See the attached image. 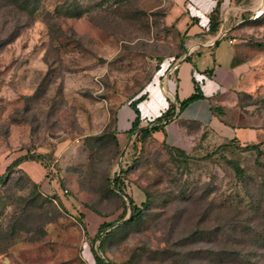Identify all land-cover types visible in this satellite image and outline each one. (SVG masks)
<instances>
[{
	"label": "rangeland",
	"instance_id": "rangeland-1",
	"mask_svg": "<svg viewBox=\"0 0 264 264\" xmlns=\"http://www.w3.org/2000/svg\"><path fill=\"white\" fill-rule=\"evenodd\" d=\"M176 3L0 0V264H96L95 253L105 264H264V154L229 141L191 154L135 137L116 145L118 109L183 53L167 19ZM256 4V21L230 31L252 66L226 121L256 129L264 150ZM33 155L44 165L12 166ZM129 198L147 203L136 222ZM105 223L115 226L98 240Z\"/></svg>",
	"mask_w": 264,
	"mask_h": 264
},
{
	"label": "crops",
	"instance_id": "crops-1",
	"mask_svg": "<svg viewBox=\"0 0 264 264\" xmlns=\"http://www.w3.org/2000/svg\"><path fill=\"white\" fill-rule=\"evenodd\" d=\"M232 1H222L220 28L211 33V16L218 0H176L167 19L169 23H175L182 34L183 53L160 65L142 99L134 98L118 109L115 126L120 147L135 137L130 131L137 117L140 118V129L149 128L170 108H174L175 116L169 122L164 121L163 130L154 133L153 138L185 153L191 154L195 150H205L211 144L222 145L231 140H238L241 144L256 142V129L230 124L226 118L229 110H239L236 94L245 90L243 85L252 66L234 46L230 31L245 21L255 20L261 7H257L256 0ZM223 32H228V37L221 40ZM181 69L191 81L187 93H184ZM197 90L204 99L193 102L181 112V102ZM135 100L138 113L131 105ZM150 111L155 114H149ZM201 114L205 115V120L200 118Z\"/></svg>",
	"mask_w": 264,
	"mask_h": 264
},
{
	"label": "trees",
	"instance_id": "trees-1",
	"mask_svg": "<svg viewBox=\"0 0 264 264\" xmlns=\"http://www.w3.org/2000/svg\"><path fill=\"white\" fill-rule=\"evenodd\" d=\"M222 1L223 0H218L217 8L215 9V11L213 12V14L211 16V29H210V32L211 33H216L219 30V28H220V24H221V19H220V17H221L220 5L222 4ZM34 11L35 12H38L39 9H36ZM257 20H259V19H257ZM142 98L143 97H141V99ZM201 99H204V96L202 95V93H200L197 90L196 93H194L188 99H186L183 102H181V104H180V110H181V112L183 110H185L193 102L198 101V100H201ZM136 102H137V100L133 101L131 105L133 106V108L138 113V110L136 109ZM174 116H175L174 108H170L161 117L157 118L153 122V124H152L151 127H149V128H143V129H140L139 128L140 118L137 117V119L133 123V126H132V129H131L130 133H135V140H136V142L140 141L141 143H143L144 141L149 140V139L150 140H155L153 138V134L156 133V132H159V131L163 130V128H164V126L162 125L163 122L164 121L169 122L171 119H173ZM115 122H116V120H115ZM115 142H116V145L119 146V142L117 140L116 135H115ZM230 143H232L233 145L235 143L241 144L238 140H231ZM162 144L164 146H166L167 148H169L170 150H174V151H177L179 153L186 154L184 151H181L179 149L170 147L166 143H162ZM223 145H225V144H223ZM223 145H221V146H223ZM241 148H244L245 151H258L259 157L262 156V154H264V150H261L260 144L249 143V144H246V146H244V147L241 146ZM44 158L45 157L43 155H33L32 157H23L21 159H18L16 161H14V163H13L12 166L13 167H17L22 162L28 161L29 159H31L33 161H37L41 165H44ZM236 173H237V177L238 178H242V176L244 175V171L240 167H237L236 168ZM2 180L3 179L0 178V184L3 183V182H1ZM113 182H114V186L117 187L118 191L121 194L125 195V192H124V190L121 187V184H122L121 183V178L119 176H117L116 178H114ZM125 196L127 197V195H125ZM129 201H130V208L132 210L131 222H136V221H138L141 218V216H143L144 209L147 206V203H143L142 207H140L137 204H135L132 199L129 198ZM114 226L115 225L112 224V223H105L103 226L100 227V229H99V231H98V233L96 235V238L98 240H100L101 237H102V235H103V233L106 232L107 230H109L110 228L114 227ZM95 261H96V264H105L106 263L105 261H103L101 259V257L97 253H95Z\"/></svg>",
	"mask_w": 264,
	"mask_h": 264
},
{
	"label": "built area",
	"instance_id": "built-area-1",
	"mask_svg": "<svg viewBox=\"0 0 264 264\" xmlns=\"http://www.w3.org/2000/svg\"><path fill=\"white\" fill-rule=\"evenodd\" d=\"M228 37V32H223L220 36V39L223 40V39H226ZM229 43L232 44L233 43V40H229ZM54 171V168L53 167H50L48 169V176H50Z\"/></svg>",
	"mask_w": 264,
	"mask_h": 264
}]
</instances>
